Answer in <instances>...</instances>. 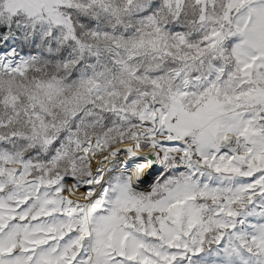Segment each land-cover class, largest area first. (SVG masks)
Returning a JSON list of instances; mask_svg holds the SVG:
<instances>
[{
	"label": "snow or ice",
	"instance_id": "6c2138e0",
	"mask_svg": "<svg viewBox=\"0 0 264 264\" xmlns=\"http://www.w3.org/2000/svg\"><path fill=\"white\" fill-rule=\"evenodd\" d=\"M0 264H264V0H0Z\"/></svg>",
	"mask_w": 264,
	"mask_h": 264
}]
</instances>
